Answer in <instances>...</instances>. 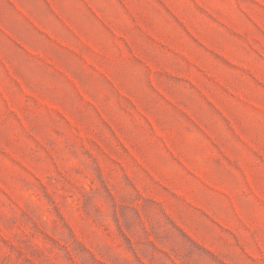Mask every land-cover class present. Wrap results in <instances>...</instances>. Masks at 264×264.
Segmentation results:
<instances>
[{"label":"rangeland","instance_id":"1","mask_svg":"<svg viewBox=\"0 0 264 264\" xmlns=\"http://www.w3.org/2000/svg\"><path fill=\"white\" fill-rule=\"evenodd\" d=\"M0 264H264V0H0Z\"/></svg>","mask_w":264,"mask_h":264}]
</instances>
